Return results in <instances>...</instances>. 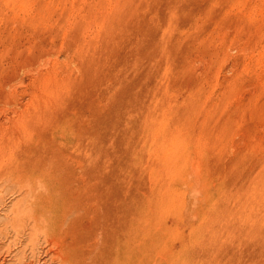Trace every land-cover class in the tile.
<instances>
[{"label":"rangeland","instance_id":"1","mask_svg":"<svg viewBox=\"0 0 264 264\" xmlns=\"http://www.w3.org/2000/svg\"><path fill=\"white\" fill-rule=\"evenodd\" d=\"M0 264H264V0H0Z\"/></svg>","mask_w":264,"mask_h":264}]
</instances>
